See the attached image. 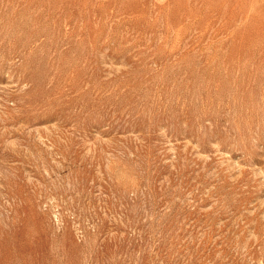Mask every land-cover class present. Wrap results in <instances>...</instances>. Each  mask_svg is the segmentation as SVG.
<instances>
[{"label":"rangeland","instance_id":"374dc122","mask_svg":"<svg viewBox=\"0 0 264 264\" xmlns=\"http://www.w3.org/2000/svg\"><path fill=\"white\" fill-rule=\"evenodd\" d=\"M0 264H264V0H0Z\"/></svg>","mask_w":264,"mask_h":264}]
</instances>
